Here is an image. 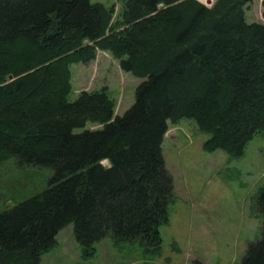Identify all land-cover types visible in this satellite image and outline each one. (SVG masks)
Returning <instances> with one entry per match:
<instances>
[{
	"label": "trees",
	"instance_id": "obj_1",
	"mask_svg": "<svg viewBox=\"0 0 264 264\" xmlns=\"http://www.w3.org/2000/svg\"><path fill=\"white\" fill-rule=\"evenodd\" d=\"M250 1L122 0L115 19L92 0H0V163L54 172L0 212V264H41L70 223L84 257L106 237L161 248L168 124L193 119L205 149L235 157L264 132V23L247 21ZM99 50L144 79L123 115L106 89L69 99L70 66ZM88 123L102 127L74 132ZM257 204L264 218V189ZM241 264H264V225Z\"/></svg>",
	"mask_w": 264,
	"mask_h": 264
},
{
	"label": "rangeland",
	"instance_id": "obj_2",
	"mask_svg": "<svg viewBox=\"0 0 264 264\" xmlns=\"http://www.w3.org/2000/svg\"><path fill=\"white\" fill-rule=\"evenodd\" d=\"M200 1L209 6L215 2ZM92 2L114 6L115 19L122 8V0ZM245 11L248 22L264 23L262 0H251ZM70 68L69 99L75 100L82 90L106 89L115 100V115L133 105L136 88L144 81L124 71L109 51L99 50L95 59ZM101 127L88 123L74 132ZM210 137L193 119L168 124L162 154L173 181V201L169 220L160 227L159 250H147L141 241L115 244L106 237L96 243L94 256L84 257L70 223L58 233L56 248L42 255L41 264H241L264 225L257 204L264 189V132L257 133L239 157L205 149ZM53 173L47 167L20 165L15 157L0 163V212L43 191Z\"/></svg>",
	"mask_w": 264,
	"mask_h": 264
},
{
	"label": "water",
	"instance_id": "obj_3",
	"mask_svg": "<svg viewBox=\"0 0 264 264\" xmlns=\"http://www.w3.org/2000/svg\"><path fill=\"white\" fill-rule=\"evenodd\" d=\"M262 1H263V0H262ZM212 4H213V3H212ZM212 4H211V5H212Z\"/></svg>",
	"mask_w": 264,
	"mask_h": 264
}]
</instances>
